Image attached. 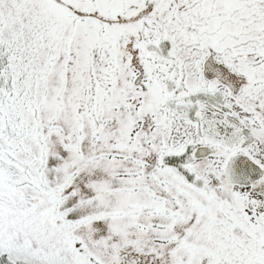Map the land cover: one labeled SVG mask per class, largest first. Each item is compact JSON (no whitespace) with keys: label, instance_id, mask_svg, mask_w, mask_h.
Listing matches in <instances>:
<instances>
[{"label":"snow or ice","instance_id":"1","mask_svg":"<svg viewBox=\"0 0 264 264\" xmlns=\"http://www.w3.org/2000/svg\"><path fill=\"white\" fill-rule=\"evenodd\" d=\"M0 264H264V0H0Z\"/></svg>","mask_w":264,"mask_h":264}]
</instances>
